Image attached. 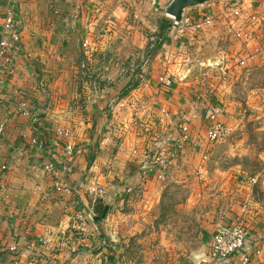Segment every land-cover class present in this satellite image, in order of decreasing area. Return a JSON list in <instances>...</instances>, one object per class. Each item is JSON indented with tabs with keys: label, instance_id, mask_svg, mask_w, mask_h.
Here are the masks:
<instances>
[{
	"label": "rangeland",
	"instance_id": "374dc122",
	"mask_svg": "<svg viewBox=\"0 0 264 264\" xmlns=\"http://www.w3.org/2000/svg\"><path fill=\"white\" fill-rule=\"evenodd\" d=\"M172 1L69 0L34 7L23 25L43 106L61 127L84 132L90 160L113 174L103 185L119 195L110 221L117 229L106 231L115 264H175L204 250L208 218L230 220L249 203L264 209V69L252 78L237 128L208 142L206 153L189 152L200 160L191 174L168 155L171 119L146 94L145 65L155 61L157 71L161 63ZM160 152L168 157L157 163Z\"/></svg>",
	"mask_w": 264,
	"mask_h": 264
},
{
	"label": "crops",
	"instance_id": "0c3cea01",
	"mask_svg": "<svg viewBox=\"0 0 264 264\" xmlns=\"http://www.w3.org/2000/svg\"><path fill=\"white\" fill-rule=\"evenodd\" d=\"M67 1L0 0V38L3 35L9 37L2 30L8 9L16 13L17 30L21 35L20 47L13 51L9 64L1 117L6 120L7 126L0 141V264H115V254H109L114 240L108 237L106 231L108 226L117 229L110 221L114 214L112 206L119 195L113 187L108 190L103 185L108 175L111 178L113 174L104 170L99 160H90L89 144L86 143L89 139L81 130H70L75 136L76 148L73 159L66 157L64 140L55 134V130L61 127L60 122L43 106L44 95L35 81L32 54L22 45V38L26 36L23 25L26 27V20H30L37 6L52 4L62 8ZM234 1L252 7L260 20L261 26L256 27L250 42L241 46L233 41L227 28L217 25L198 31L182 46L162 45L163 58L157 71H153L156 69L154 60L147 61L145 65V71H148L146 94L150 100L156 99L171 119L170 124L164 126L165 135L175 137L182 125L189 128L190 142L178 156L181 163L190 166L186 170L190 171L189 174L200 163L189 152L198 150L199 153H206L213 146L207 140L204 108L213 107L222 123L237 128V119L245 106H250L252 78L264 69L263 62L250 63L246 68L237 63V56L243 48L250 54L264 48V0L217 1L211 6H199L197 10L202 14L210 13L218 6ZM224 48L229 54V63L225 62L222 69L226 71V77L219 68L209 67ZM209 71H212V79L208 83L205 75ZM164 74L172 78L171 88L160 84L159 79ZM23 104L27 106L25 110L29 115H23ZM90 138L96 142L99 137L96 134ZM33 140L44 141L46 146L39 148ZM69 162L73 167L72 173H63L62 167ZM3 163L8 164L5 171L1 169ZM48 164L56 166L57 173L46 172L44 168ZM151 172L144 170L146 174ZM58 184H66L72 193L58 190ZM92 185L105 188L108 192L103 201H109L110 210L100 222L96 221L95 211L98 200L88 191ZM249 205L247 212L243 208L237 210L230 220L213 221L208 218V224L202 231L204 250L175 264L198 262L208 253L218 226L237 221L250 228L246 248L239 257L250 256L254 264H264V217L259 219V212H264V209L257 210L255 205Z\"/></svg>",
	"mask_w": 264,
	"mask_h": 264
},
{
	"label": "built area",
	"instance_id": "2783aa9c",
	"mask_svg": "<svg viewBox=\"0 0 264 264\" xmlns=\"http://www.w3.org/2000/svg\"><path fill=\"white\" fill-rule=\"evenodd\" d=\"M184 11L180 22H176L171 18L170 29L168 33L169 43L172 45L182 46L189 41L195 33L198 31H204L214 28L217 25H221L228 29L233 41L238 42L241 46L250 42L255 34L256 27H260V20L254 14L252 7L245 5L240 1H234L218 6L210 13L202 14L197 8ZM3 34L7 33L9 37L3 35L0 38V141L6 132L7 122L2 119L3 114V100H4V88L7 82L8 73L10 71V60L12 58L13 51L20 47L21 35L18 32L16 23V14L12 9H8L2 25ZM166 44V43H164ZM163 44V45H164ZM264 47V46H263ZM227 48L222 49L218 53V59L211 65L210 68H219L224 74L226 72L223 69L224 63H229ZM263 62L264 63V48L258 53L250 54L247 49L239 51L237 56L238 66L241 68L248 67L250 63ZM212 71H209L205 75L206 81H211ZM227 73L224 74V77ZM160 84L165 88H171L173 86V80L168 74H164L160 79ZM213 88L212 85H209ZM23 115H29L27 106L23 104ZM207 129V140L210 143L223 141L232 131L233 128L222 123L219 120L218 114L212 107H205ZM162 113L168 117V112L163 110ZM56 137L64 140V152L67 158L73 159L76 148V140L73 133L64 128H57L55 130ZM190 142L189 128L182 125L176 136L173 137V149L168 154L172 158L178 157L183 151L186 144ZM33 143L39 147L44 148L46 146L44 141L33 140ZM168 155L165 152L159 153L157 163L166 159ZM1 161V152H0ZM2 170L8 169V164L3 163L1 165ZM45 171L48 173H57V168L53 164L45 166ZM63 173H72L73 167L71 162L65 164L62 167ZM58 190L63 191L66 194L72 193L71 189L66 184H58ZM95 198V200H104L108 192L105 188L92 185L88 190ZM250 205L245 204L243 211L247 212ZM250 237L248 227L242 221H237L234 224H221L216 229L211 243L209 245V251L206 256L200 258L195 264H254L253 258L250 256L239 257L243 250L246 248L247 241ZM12 251H16V248H12ZM260 251L257 252V255Z\"/></svg>",
	"mask_w": 264,
	"mask_h": 264
},
{
	"label": "water",
	"instance_id": "95a60500",
	"mask_svg": "<svg viewBox=\"0 0 264 264\" xmlns=\"http://www.w3.org/2000/svg\"><path fill=\"white\" fill-rule=\"evenodd\" d=\"M212 1L226 0H173L166 8L165 14L175 19L176 22H180L185 10L203 6Z\"/></svg>",
	"mask_w": 264,
	"mask_h": 264
},
{
	"label": "trees",
	"instance_id": "16d2710c",
	"mask_svg": "<svg viewBox=\"0 0 264 264\" xmlns=\"http://www.w3.org/2000/svg\"><path fill=\"white\" fill-rule=\"evenodd\" d=\"M170 29V23L165 21L162 23V26H161V35H162V39H163V44L166 42L169 43V38H168V31ZM109 210H110V204H109V201H103V200H98L96 202V208H95V211H96V215H97V218H96V221L97 222H100L102 221L103 219H105L109 213Z\"/></svg>",
	"mask_w": 264,
	"mask_h": 264
}]
</instances>
